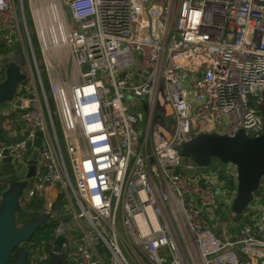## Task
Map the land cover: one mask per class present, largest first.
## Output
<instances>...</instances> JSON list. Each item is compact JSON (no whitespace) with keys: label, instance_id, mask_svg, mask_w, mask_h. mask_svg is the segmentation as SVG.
I'll return each mask as SVG.
<instances>
[{"label":"built area","instance_id":"2783aa9c","mask_svg":"<svg viewBox=\"0 0 264 264\" xmlns=\"http://www.w3.org/2000/svg\"><path fill=\"white\" fill-rule=\"evenodd\" d=\"M16 4L0 0L7 45L20 34ZM58 4L71 79L40 68L28 39L33 66L25 62L14 95L26 108L10 103L22 139L0 141L4 177V164L28 169L16 165L31 162L40 133L18 199V210L52 224L33 264H264V178L227 234L220 220L236 196L235 168L206 170L180 155L197 135L264 133V0Z\"/></svg>","mask_w":264,"mask_h":264},{"label":"water","instance_id":"95a60500","mask_svg":"<svg viewBox=\"0 0 264 264\" xmlns=\"http://www.w3.org/2000/svg\"><path fill=\"white\" fill-rule=\"evenodd\" d=\"M24 65L22 55L16 54L13 63L5 70V79L0 83V105L13 103L15 107L26 108V102L15 100L14 95L18 84L17 77L21 75V68ZM16 85V87H15ZM15 87L14 90H12ZM263 101L261 105V115L264 120V89L261 93ZM40 143V133L36 134L33 142L31 163H36L38 158V148ZM181 160H189L199 168H207L212 160H217L222 165H232L236 170V196L231 205V212L236 217V223L241 215L252 202L253 195L257 191L259 184L264 178V133L258 137H246L242 133L234 137L221 136L216 134L197 135L181 145ZM34 169H21L16 173L18 179L30 178L34 174ZM3 176L14 174L12 166L4 164L1 167ZM25 186L15 184L8 188L0 203V264H8L12 252L24 242L31 240L35 231L46 221L48 215L44 214L28 225L17 227L15 218L18 211V199ZM47 201L44 210L50 209V202L53 197L52 191L46 192ZM61 244V239L56 241ZM17 264H26V256L23 255Z\"/></svg>","mask_w":264,"mask_h":264},{"label":"rangeland","instance_id":"374dc122","mask_svg":"<svg viewBox=\"0 0 264 264\" xmlns=\"http://www.w3.org/2000/svg\"><path fill=\"white\" fill-rule=\"evenodd\" d=\"M54 3L57 4V0H53ZM52 0H16V22L18 24V27L20 28L19 35L14 36L13 38V44L12 45H7L5 42L2 40L0 41V64H3L2 58L8 54H17L20 53L23 58H26L29 60L30 65L33 66V62L30 61V47H29V42L28 39L30 40L31 47L34 53V57L36 60V63L39 65V67H44L45 62L48 65L49 71L54 73L55 75H61L62 72L67 71L69 79H71V71H70V62L69 61V54L66 53L62 55V50L60 51L59 55L53 59H48L44 53V48L42 45V41L40 40V34L37 29V24H36V19L34 16V12H39L43 10L44 8H51L56 6L53 3ZM51 4V5H50ZM53 4V5H52ZM46 6V7H44ZM46 8V9H47ZM59 9V8H58ZM60 13V12H59ZM11 26V25H10ZM27 33V36H26ZM1 39V36H0ZM15 43V44H14ZM30 57V58H29ZM5 62V61H4ZM11 64H8L4 67V73L5 70L10 66ZM33 68V67H32ZM23 75H19L17 77V82L18 84L22 80ZM72 82V81H71ZM16 87V85H15ZM15 87L12 89L14 90ZM132 101V100H131ZM135 104L141 103V100L137 101H132ZM130 107H133L135 110L136 114L140 116V124L144 123L145 121V112L143 109L138 106L139 108H136V105L134 106L133 104H129ZM8 112H11V116H6ZM21 127V122L19 121L18 113L17 111L13 108V106L10 103H4L0 105V141H9V142H17L20 141L22 138L19 135V128ZM57 127V132L59 136L60 143L63 147V142H62V137H61V131L59 128V125L56 123ZM64 157L67 161V155L64 152ZM24 164V166L28 167V169H36V163H31L29 161H25L24 163L18 162L17 163V168L19 165ZM220 165L216 164L215 161L211 163L209 167H207L206 170H215ZM222 169H225L226 167L221 166ZM69 169V168H68ZM3 181L8 183L10 187L15 184H23L24 181L22 179H18L16 177V174L8 175L2 177ZM9 187V188H10ZM232 217H235L230 210L227 211V213L224 215L221 213V222L227 221L229 223V226L227 225V234L234 233L235 229H239L242 225V220H238L237 223H235V227L232 226ZM225 220V221H224ZM235 220V219H234ZM227 222H225L227 224ZM224 229V228H223ZM52 264H60L59 261H53Z\"/></svg>","mask_w":264,"mask_h":264},{"label":"trees","instance_id":"16d2710c","mask_svg":"<svg viewBox=\"0 0 264 264\" xmlns=\"http://www.w3.org/2000/svg\"><path fill=\"white\" fill-rule=\"evenodd\" d=\"M46 85H44L45 87ZM48 104L50 107H52V102L48 98ZM215 161L216 164L223 166L220 162L217 160H212V162ZM211 162V163H212ZM230 185H233L230 183ZM8 186V183L4 182L2 177L0 176V203L2 196L4 192L6 191ZM34 205V204H33ZM30 209L36 210L38 208L37 204L32 206H29ZM233 214V213H232ZM39 217L37 216V213H23L20 210L16 213V226L22 227L25 225H28L29 223L35 221ZM236 217H232V221L236 223L234 220ZM52 228V224L50 222H44L34 233L31 240L28 242L21 243L11 254L8 264H17L20 260V258L25 255L26 256V264H33V262L38 258L39 255L42 254V245L47 244L50 240V230Z\"/></svg>","mask_w":264,"mask_h":264},{"label":"bare ground","instance_id":"6f19581e","mask_svg":"<svg viewBox=\"0 0 264 264\" xmlns=\"http://www.w3.org/2000/svg\"><path fill=\"white\" fill-rule=\"evenodd\" d=\"M53 1V0H52ZM58 1V0H57ZM54 3V1H53ZM56 6L49 9L44 8L39 12H34L36 19L37 29L40 34V40L44 48V53L48 59L57 57L62 50V55L66 53L63 45L60 46V39L63 36L62 17L58 13L59 4L54 3ZM51 5V4H50Z\"/></svg>","mask_w":264,"mask_h":264},{"label":"crops","instance_id":"0c3cea01","mask_svg":"<svg viewBox=\"0 0 264 264\" xmlns=\"http://www.w3.org/2000/svg\"><path fill=\"white\" fill-rule=\"evenodd\" d=\"M0 36H1V38H2V34L0 33ZM0 41H1V39H0ZM15 44V43H14ZM29 52V51H28ZM30 53V52H29ZM30 56H31V54H30ZM15 57H16V54H8L7 53V55L6 56H4V58H2V60H3V64H2V66H6V65H8V64H12L13 63V61H14V59H15ZM22 58H23V56H22ZM30 58V57H29ZM5 61V62H4ZM23 61H24V64H25V62L26 61H28V63L30 64V62H29V60H27L26 58H23ZM30 61H32V58H30ZM36 61V60H35ZM33 62V61H32ZM1 65V64H0ZM24 66V65H23ZM4 68V67H3ZM23 67L21 68V73L23 74ZM233 185H230V190H233V191H235L236 190V183L235 182H233L232 183ZM255 194L256 195H258V193L257 192H255ZM254 194V195H255ZM232 213V212H231ZM236 230V229H235Z\"/></svg>","mask_w":264,"mask_h":264},{"label":"flooded vegetation","instance_id":"af4514ba","mask_svg":"<svg viewBox=\"0 0 264 264\" xmlns=\"http://www.w3.org/2000/svg\"><path fill=\"white\" fill-rule=\"evenodd\" d=\"M41 264H47V263H41Z\"/></svg>","mask_w":264,"mask_h":264}]
</instances>
